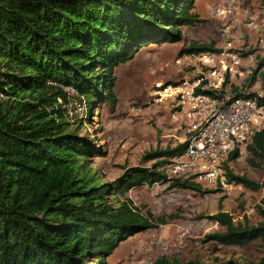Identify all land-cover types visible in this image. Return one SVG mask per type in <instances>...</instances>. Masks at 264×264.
<instances>
[{
  "label": "trees",
  "instance_id": "obj_1",
  "mask_svg": "<svg viewBox=\"0 0 264 264\" xmlns=\"http://www.w3.org/2000/svg\"><path fill=\"white\" fill-rule=\"evenodd\" d=\"M195 1L0 0V264H107L120 243L167 223L141 214L125 197L130 190L168 184V190L211 193L166 179L162 167L184 145L148 153L150 168L128 169L105 185L90 166L98 152L80 136L82 121L73 122L65 109L75 98L89 114L100 105L112 111L116 69L144 47L180 42L182 27L202 22L192 12ZM209 52L220 53L209 43L190 44L181 54ZM257 67L251 83L264 58ZM259 75L264 82V70ZM246 151L251 167L264 162V129ZM237 158L238 150L224 163L226 184L261 189L230 171ZM208 218L224 231L207 242L242 248L258 240L264 247V223L248 228L221 211ZM151 264L181 263L160 257Z\"/></svg>",
  "mask_w": 264,
  "mask_h": 264
},
{
  "label": "rangeland",
  "instance_id": "obj_2",
  "mask_svg": "<svg viewBox=\"0 0 264 264\" xmlns=\"http://www.w3.org/2000/svg\"><path fill=\"white\" fill-rule=\"evenodd\" d=\"M217 6L223 12L215 16L211 9ZM192 12L202 22L182 27L180 42L144 47L133 60L116 69L117 103L112 111L100 105L89 114L86 104H78L75 98L66 104L69 118L82 121L80 136L89 138L98 152L89 158V163L105 185L112 184L128 169L150 168L154 162L144 160L148 153L184 145L187 120L176 108L170 91L184 77L194 74L195 67L181 54L188 45L213 43L219 52L230 49L236 53L240 75L227 79L225 94H235L232 89L236 88L238 93L264 95L259 75L264 69L252 83L250 80L258 70L259 59L264 58V0H196ZM225 29L236 35L228 49L222 37ZM66 90L76 96L71 89ZM246 146H240L239 158L228 163V168L261 189L255 192L240 185L200 184L202 190L211 193L198 194L168 190V184L134 188L125 196L133 206L141 214L149 212L154 220L162 218L167 223L120 243L107 264H147L160 257L181 264L260 263L264 247L258 240L242 248L206 241L207 236L224 231L208 218L219 211L229 214L234 224L248 228L264 223V162L258 168L251 167Z\"/></svg>",
  "mask_w": 264,
  "mask_h": 264
},
{
  "label": "built area",
  "instance_id": "obj_3",
  "mask_svg": "<svg viewBox=\"0 0 264 264\" xmlns=\"http://www.w3.org/2000/svg\"><path fill=\"white\" fill-rule=\"evenodd\" d=\"M219 7L211 9V13L218 16L223 12ZM222 37L228 42V49L236 35L225 29ZM184 59L195 67L194 74L184 77L170 92L176 108L187 120V138L182 152L168 159L163 172L167 180L224 185L221 164L230 153L239 151L244 143L248 145L252 136L264 129V103L258 102L263 96L224 93L227 79L240 75L237 71L240 61L230 49L187 54Z\"/></svg>",
  "mask_w": 264,
  "mask_h": 264
}]
</instances>
